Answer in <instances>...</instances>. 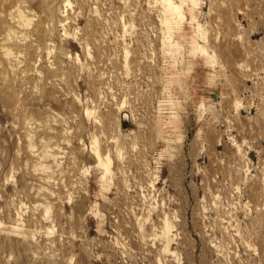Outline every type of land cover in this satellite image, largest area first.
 Segmentation results:
<instances>
[{
	"label": "rangeland",
	"instance_id": "rangeland-1",
	"mask_svg": "<svg viewBox=\"0 0 264 264\" xmlns=\"http://www.w3.org/2000/svg\"><path fill=\"white\" fill-rule=\"evenodd\" d=\"M0 264H264V0H0Z\"/></svg>",
	"mask_w": 264,
	"mask_h": 264
}]
</instances>
